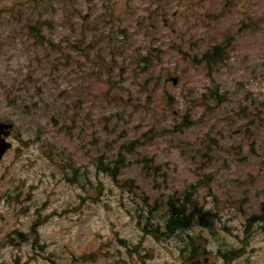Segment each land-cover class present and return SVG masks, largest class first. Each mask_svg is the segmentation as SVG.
<instances>
[{
    "label": "rangeland",
    "instance_id": "1",
    "mask_svg": "<svg viewBox=\"0 0 264 264\" xmlns=\"http://www.w3.org/2000/svg\"><path fill=\"white\" fill-rule=\"evenodd\" d=\"M0 120V264H264V0H0Z\"/></svg>",
    "mask_w": 264,
    "mask_h": 264
},
{
    "label": "trees",
    "instance_id": "2",
    "mask_svg": "<svg viewBox=\"0 0 264 264\" xmlns=\"http://www.w3.org/2000/svg\"><path fill=\"white\" fill-rule=\"evenodd\" d=\"M35 29V27H33ZM39 31L40 29L37 28ZM225 61V54H224V46L223 45H216L211 48L208 52L202 55L201 62H204L208 67V75L211 78L212 72L215 67L223 64ZM213 82V81H212ZM217 98H220L218 91L213 93ZM184 123L183 126H189L190 125V119L189 117L183 118ZM119 166L116 167L114 170H112L113 174H117L120 170V167L122 166V161L118 162ZM105 170V169H104ZM109 170V169H108ZM211 179L207 180L205 184L207 186H210ZM202 183H198L196 186H191L189 189H187L182 196L176 201V202H170L166 220L164 222L163 232L158 231L157 228H153L148 231L144 230V234H151L155 238H172L174 237L178 232L189 230L194 220H196V214L193 211H190V205L193 201L194 194L198 191L199 186H201ZM40 218V217H39ZM43 218H40V220L37 223V226H40L43 224ZM258 221H262L264 223V211L260 217L257 218ZM252 221L249 220L246 225V236L244 238L243 242H247L246 239L251 236L252 232ZM33 234H35V238L37 240H40L39 233H37V229L33 228ZM22 236V235H21ZM194 239H191L190 244H192V250L191 254L188 256L189 259H193L197 257V253H199V246L194 245ZM202 253H205L203 251ZM235 258L238 257L237 254H233ZM225 264H232L231 260L233 258L229 257L227 254L224 255Z\"/></svg>",
    "mask_w": 264,
    "mask_h": 264
},
{
    "label": "water",
    "instance_id": "3",
    "mask_svg": "<svg viewBox=\"0 0 264 264\" xmlns=\"http://www.w3.org/2000/svg\"><path fill=\"white\" fill-rule=\"evenodd\" d=\"M170 81H172L174 85L177 83L176 79H171ZM12 127V124L0 122V160L3 158L7 150L11 148V144L6 141V137L10 135Z\"/></svg>",
    "mask_w": 264,
    "mask_h": 264
}]
</instances>
